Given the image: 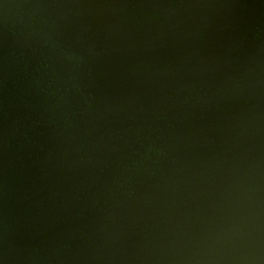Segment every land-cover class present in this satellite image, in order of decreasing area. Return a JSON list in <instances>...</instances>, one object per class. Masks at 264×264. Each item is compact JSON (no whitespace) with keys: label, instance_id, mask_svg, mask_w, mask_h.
<instances>
[{"label":"rangeland","instance_id":"374dc122","mask_svg":"<svg viewBox=\"0 0 264 264\" xmlns=\"http://www.w3.org/2000/svg\"><path fill=\"white\" fill-rule=\"evenodd\" d=\"M34 21L90 51V92L110 105L157 108L264 83V0H29L14 26ZM8 57L0 50V65ZM226 119L207 109L166 159L61 196L91 264H264V165Z\"/></svg>","mask_w":264,"mask_h":264},{"label":"water","instance_id":"95a60500","mask_svg":"<svg viewBox=\"0 0 264 264\" xmlns=\"http://www.w3.org/2000/svg\"><path fill=\"white\" fill-rule=\"evenodd\" d=\"M28 3L0 0V50L9 54L0 65V264H91L86 238L60 217L61 196L93 177L166 159L207 109L228 114L263 168L264 83L157 108L110 105L90 92L87 53H71L45 22L14 26Z\"/></svg>","mask_w":264,"mask_h":264},{"label":"flooded vegetation","instance_id":"af4514ba","mask_svg":"<svg viewBox=\"0 0 264 264\" xmlns=\"http://www.w3.org/2000/svg\"><path fill=\"white\" fill-rule=\"evenodd\" d=\"M74 49H75V48H70L69 50H70L71 53H73V51H75V52L77 51V50H74ZM76 49H77V48H76ZM85 50H86V49H85ZM85 50H84L83 52H85V53H87V52L90 53V51H88V50L85 51ZM78 52H80V51H78ZM93 52H94V51H93ZM93 52H92V54H93ZM88 53H87V54H88ZM89 58H90V59H89V63H88V64H89L88 69L91 67V65H92V63H93V59H91L90 56H89Z\"/></svg>","mask_w":264,"mask_h":264}]
</instances>
